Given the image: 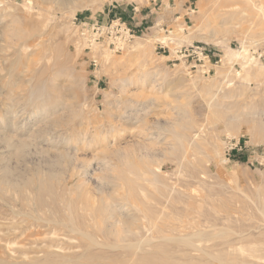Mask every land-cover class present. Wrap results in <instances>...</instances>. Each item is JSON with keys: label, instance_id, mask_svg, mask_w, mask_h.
<instances>
[{"label": "rangeland", "instance_id": "374dc122", "mask_svg": "<svg viewBox=\"0 0 264 264\" xmlns=\"http://www.w3.org/2000/svg\"><path fill=\"white\" fill-rule=\"evenodd\" d=\"M0 175V264H264V0H0Z\"/></svg>", "mask_w": 264, "mask_h": 264}, {"label": "built area", "instance_id": "2783aa9c", "mask_svg": "<svg viewBox=\"0 0 264 264\" xmlns=\"http://www.w3.org/2000/svg\"><path fill=\"white\" fill-rule=\"evenodd\" d=\"M88 26L92 27V31L89 30ZM80 32L82 36L87 39L90 43L99 41L102 35L106 34L112 39V43L117 46H124L126 43L130 42L133 39L132 31L128 26L119 22V20L110 26L98 24L97 22L89 24L87 22L80 23ZM108 32V33H107ZM182 56H186L185 52L182 50L180 52ZM201 55H204L203 52H200Z\"/></svg>", "mask_w": 264, "mask_h": 264}, {"label": "bare ground", "instance_id": "6f19581e", "mask_svg": "<svg viewBox=\"0 0 264 264\" xmlns=\"http://www.w3.org/2000/svg\"><path fill=\"white\" fill-rule=\"evenodd\" d=\"M254 3V2H253ZM260 5V4H259ZM258 5V6H259ZM260 7H263L262 5L260 6ZM10 142V141H9ZM11 143V142H10ZM25 141L24 142H18L16 145V147H19V149H23L24 148V146H26L27 144L25 143ZM11 144H13V143H11ZM18 149V148H17ZM18 149V150H19ZM4 166V165H3ZM5 167H3L2 169H4ZM1 169V170H2ZM11 169V168H10ZM8 170H9V168H8ZM6 172V171H5ZM5 172H3V173H5ZM9 172V171H8ZM6 173L7 174V179L9 178V183H10V188H14V189H16L17 187H18V181L17 182H15V181H13V179H12V177L14 176V174H13V176L10 178L9 177V173ZM14 173V172H13ZM5 174H3V176H4ZM11 175V174H10ZM1 176V175H0ZM6 176V175H5ZM1 178V177H0ZM27 179V178H26ZM1 180H2V178H1ZM4 180V179H3ZM15 180H16V177H15ZM18 180V179H17ZM6 181V180H5ZM20 181V180H19ZM30 181V180H29ZM1 182V181H0ZM4 182V181H3ZM21 182V181H20ZM23 182V181H22ZM26 183H27V181H25ZM6 183H8V181L6 182ZM2 184V183H1ZM21 184V183H20ZM19 184V185H20ZM22 184H24V183H22ZM2 185H4V184H2ZM9 185V184H8ZM23 186V185H22ZM27 186V185H26ZM20 187V186H19ZM4 188V187H3ZM9 190H11V189H9ZM9 192V191H8ZM21 215V214H20Z\"/></svg>", "mask_w": 264, "mask_h": 264}]
</instances>
